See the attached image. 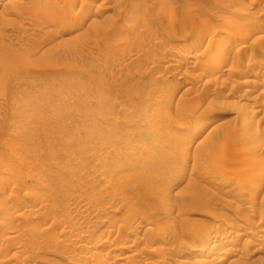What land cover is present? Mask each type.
I'll use <instances>...</instances> for the list:
<instances>
[{
    "label": "rangeland",
    "instance_id": "rangeland-1",
    "mask_svg": "<svg viewBox=\"0 0 264 264\" xmlns=\"http://www.w3.org/2000/svg\"><path fill=\"white\" fill-rule=\"evenodd\" d=\"M74 1L0 15V264H264V0Z\"/></svg>",
    "mask_w": 264,
    "mask_h": 264
},
{
    "label": "bare ground",
    "instance_id": "bare-ground-1",
    "mask_svg": "<svg viewBox=\"0 0 264 264\" xmlns=\"http://www.w3.org/2000/svg\"><path fill=\"white\" fill-rule=\"evenodd\" d=\"M14 0H8V1H6V3L4 4H2V2L0 1V6L1 5H3L4 6V9H2V10H0V15L3 13L4 15H5V13H7L9 10H10V8H11V3L13 2ZM74 1V0H73ZM75 2V1H74ZM81 2V1H80ZM88 4V3H87ZM4 11V12H3ZM13 11V10H12ZM11 13V12H10ZM8 14V13H7ZM88 16V15H87ZM76 18H78V17H76ZM79 20V19H78ZM264 33V29H263V31H262V34ZM259 37V36H258ZM261 37H263V36H261ZM212 39V38H211ZM203 40V39H202ZM216 41L218 42V39L216 38ZM258 41V40H257ZM216 42V43H217ZM215 43V42H214ZM220 52V51H219ZM190 54V53H189ZM187 56V55H186ZM194 56V55H193ZM191 57H192V55H191ZM226 57V56H225ZM188 58V57H187ZM222 62V61H221ZM201 63V62H200ZM203 63V62H202ZM205 63V62H204ZM220 63V62H219ZM208 64V63H207ZM197 65H200V64H197ZM201 65H203V64H201ZM208 66V65H207ZM196 68V67H195ZM198 68H200V67H198ZM201 68H203V67H201ZM205 68V67H204ZM197 69V68H196ZM197 70H199V69H197ZM204 70V69H203ZM203 70H200V71H203ZM226 121V120H225ZM224 122V121H223ZM232 166V165H231ZM234 166V165H233ZM233 169H234V167H233ZM248 182V181H247ZM238 190L240 191V189L238 188ZM245 192V191H244ZM248 192H250V191H248ZM250 194V193H249ZM243 195V194H242ZM240 197H241V195H240ZM242 198H243V196H242ZM239 199V198H238ZM241 199V198H240ZM248 199V198H247ZM243 202H244V200H243ZM242 207H244V206H242ZM253 207V206H252ZM253 209V208H252ZM263 209V208H262ZM261 212V211H260ZM262 212H264V211H262ZM260 216H262V215H260ZM131 223V222H130ZM124 224H126V223H124ZM127 225H129V223L127 224ZM127 225H125V226H127ZM131 225V224H130ZM133 225V224H132ZM131 225V226H132ZM135 225V224H134ZM124 226V227H125ZM127 228H130V227H128L127 226ZM134 228H135V226H134ZM132 229V228H131ZM128 230H130V229H128ZM127 231V230H126ZM226 232V231H225ZM125 233V232H124ZM201 233V232H200ZM199 233V234H200ZM204 233V232H203ZM223 233V232H222ZM197 233H195V235H196ZM196 236H198V234L196 235ZM232 240V239H231ZM133 256V255H132ZM108 257V256H107ZM114 257V256H113ZM127 257H128V255H127ZM131 257V256H130ZM135 257V256H134ZM109 258H111L110 256H109ZM129 258V257H128ZM133 258V257H132ZM108 259V258H107ZM131 258H129L128 260H130ZM224 260V259H223ZM236 260V259H235ZM104 261H106L105 259H104ZM187 260H183V261H181L182 262V264H183V262H186Z\"/></svg>",
    "mask_w": 264,
    "mask_h": 264
}]
</instances>
